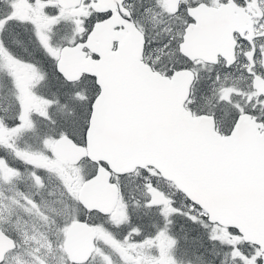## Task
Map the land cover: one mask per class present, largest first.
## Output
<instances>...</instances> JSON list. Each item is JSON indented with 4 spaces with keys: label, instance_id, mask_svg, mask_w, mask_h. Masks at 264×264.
<instances>
[{
    "label": "snow or ice",
    "instance_id": "obj_1",
    "mask_svg": "<svg viewBox=\"0 0 264 264\" xmlns=\"http://www.w3.org/2000/svg\"><path fill=\"white\" fill-rule=\"evenodd\" d=\"M0 264H264V0H0Z\"/></svg>",
    "mask_w": 264,
    "mask_h": 264
}]
</instances>
